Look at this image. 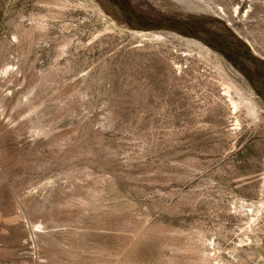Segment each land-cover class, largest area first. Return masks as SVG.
I'll list each match as a JSON object with an SVG mask.
<instances>
[{
    "label": "rangeland",
    "instance_id": "rangeland-1",
    "mask_svg": "<svg viewBox=\"0 0 264 264\" xmlns=\"http://www.w3.org/2000/svg\"><path fill=\"white\" fill-rule=\"evenodd\" d=\"M60 1L0 0V264H264V116L105 0ZM179 1L264 60V0Z\"/></svg>",
    "mask_w": 264,
    "mask_h": 264
},
{
    "label": "bare ground",
    "instance_id": "bare-ground-1",
    "mask_svg": "<svg viewBox=\"0 0 264 264\" xmlns=\"http://www.w3.org/2000/svg\"><path fill=\"white\" fill-rule=\"evenodd\" d=\"M132 1L136 4H138L139 6L143 7V10H150L154 13L163 14L165 16L174 18L176 20H182V21L207 20L206 22H207L208 28H210L211 30H213L215 32H219V33L224 34V35H233V33H235L233 31L229 30L228 27L225 24H223L224 22H222L220 18H214V17H210V16L204 17L203 14H199V11L185 9L184 8L185 5H182L184 3H181L179 0H162L161 1L162 4L160 3V5L158 7H157V5H154L155 3L154 4L151 3L152 0H150L151 2H148L147 0H132ZM60 2L67 3L68 1L65 2V1L61 0ZM141 2H143L144 5L148 6V7L145 8L144 5L140 4ZM96 3H98V2H96ZM163 3H164V5H163ZM100 4H101V7H103V8L109 7L113 13L118 15V16L115 15L117 17L116 20H119V18H120V20L121 19L124 20V18L121 16V13L118 10V8L115 5L111 4V2L109 0H105V2L100 1ZM111 11H109V13H112ZM127 23L130 26H132L133 28H136L133 24H131L129 22H127ZM117 24H118L117 22H114L112 24V26L113 25L116 26ZM137 33L143 37H150V38L160 40V41L161 40L164 41L167 39H174L175 41H173V42H177L176 44H179L182 47H186L188 52H191L190 54H192V55H190V56L192 58L198 57V59H200L207 66H209L213 69V71L215 72L214 74L216 75L215 79L218 78L217 80H215L218 82L214 86H216V87L219 86L220 88H223L224 97L226 96L229 98V100L233 106L234 111L240 110V108L238 109V107H240V105L242 104V106L245 105L248 108L249 112L252 114H255V116L260 115V114H261V116H264V107H263V102H262L260 96L258 94H256V92L250 86V84L248 83L246 78L241 73H239L236 70V68L229 61H227L219 52H216L213 49L209 48L208 46L203 44L201 41H198V40H195L192 38H188V37L182 36L178 33L168 31V30H164V31H160V32H144V31L137 30ZM235 34L237 35L238 32H236ZM237 36H239L240 38L242 37L241 35H237ZM245 42L250 46V48L252 49V52L256 56L261 58L260 55L257 53V51L254 49V47L247 40H245ZM188 59H189V56H188ZM261 59L263 60V58H261ZM233 92L239 96L238 100H236L235 97L232 96ZM256 117H258V116H256ZM263 205H262V207H263ZM256 206L255 207L252 206V207L256 209ZM258 207L259 206H257V209H258ZM259 208L261 209V206ZM260 209H258V210H260ZM248 210H250V209L248 208ZM248 210H246V212ZM254 212H256V211H254ZM256 213H255L256 216L258 214H260L259 211ZM252 214L254 215L253 212H252ZM262 215H264V214H262ZM254 216H252L251 218H254ZM256 226H258V225H256Z\"/></svg>",
    "mask_w": 264,
    "mask_h": 264
},
{
    "label": "water",
    "instance_id": "water-1",
    "mask_svg": "<svg viewBox=\"0 0 264 264\" xmlns=\"http://www.w3.org/2000/svg\"><path fill=\"white\" fill-rule=\"evenodd\" d=\"M115 5L121 16L144 32L168 30L182 36L201 41L219 52L235 68L240 70L253 90L258 94L264 107V60L256 56L250 46L235 33L224 35L208 28L207 20L182 21L143 10L132 0H109ZM222 22L224 20L221 19Z\"/></svg>",
    "mask_w": 264,
    "mask_h": 264
}]
</instances>
